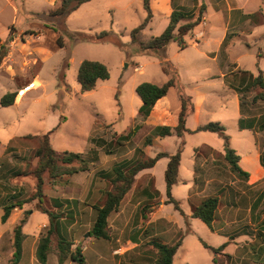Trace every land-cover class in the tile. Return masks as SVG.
Returning a JSON list of instances; mask_svg holds the SVG:
<instances>
[{
  "label": "rangeland",
  "instance_id": "374dc122",
  "mask_svg": "<svg viewBox=\"0 0 264 264\" xmlns=\"http://www.w3.org/2000/svg\"><path fill=\"white\" fill-rule=\"evenodd\" d=\"M15 2L19 9L17 22H12L4 28L13 14L9 8L0 14V47L3 46L5 53L0 61V93L12 83L7 73L10 68L19 71L18 68L22 67L27 71V79L31 81L37 75L41 85L26 92L19 104L0 107V146L15 136L42 135L53 130L49 141L57 153H79L81 157L89 160L96 154L98 158L88 172L55 179H50L47 173H44L41 206L46 209L51 207L44 191L52 195L53 191L57 190H54V184L60 180L70 182L67 181L62 186H79L91 176L95 182L102 183L105 190L111 188L101 172H108L115 164L134 161L136 159L134 149L142 147L144 133L149 128L141 129L144 117L138 111L141 101L135 92L136 86L143 82L162 85L174 76L175 85L167 93L172 107L180 105V94L189 96L193 107L197 108L195 113L191 111L187 116L189 129L209 122H217L224 126L229 147L236 150L240 156L239 168L248 173L249 182L254 184L248 185L244 178L230 171L229 165L223 159L224 140L219 134L199 131L184 132L181 138L175 135L168 136L163 147L169 151H174L177 142L179 144L180 140L183 141L180 178L188 179L189 161H192L194 156L193 202L217 196L220 201L212 222L213 227L216 228L224 221L227 225L224 226L223 232L213 233L201 221L192 219L189 226L195 234L183 235L182 230L185 229L183 223V227L178 228L172 222L161 221L147 225L144 236L132 232L131 239L141 237L142 240H155L172 245L183 236L182 246L178 248L172 264H184V261L188 264H260L259 262L264 264V235L259 237L260 242L254 238L258 221L264 214V168L260 165L257 155V147L264 151V130L253 131V128H243L240 131L236 120H233L237 112L235 101L231 93L225 92L227 89L234 91V88H241L240 84L247 81L250 72L256 74L258 45L254 44L253 39L247 34L236 39L228 37L218 49L217 34L206 36L208 37L205 39L206 42L198 47L190 46L192 42L189 37L185 39L184 48H179L176 43L171 42L160 55L162 60L174 68L176 74H166L161 68L160 59L139 53L138 45L130 43V30L140 24L145 17L142 0H100L85 4L67 16L65 21L49 16L50 10L43 11L44 7H48L41 0H28L25 6L22 5L23 0ZM58 3L59 0H55L52 9ZM161 17L156 13L148 27L142 31V41L146 42L159 31L163 25ZM28 22H32L33 27L27 28ZM208 22L205 31L210 29V25L214 30H219L217 26V22H221L219 14L211 11ZM105 30H111L115 34L122 44L121 48L108 41L77 42L72 38L74 33L96 35ZM262 30L264 31V25L257 28L256 32L260 33ZM58 37H61V46L57 43ZM37 47L45 48L52 53L45 59L44 54L35 52ZM202 49L210 52L208 58L200 56ZM214 55L216 60L210 58ZM83 60L102 63L109 73L106 80L97 81L94 89L85 93L80 92L76 82L77 69ZM233 61L238 62L240 69L233 75L228 74L224 79L219 77L222 71L226 72L227 64ZM19 74L17 72L14 79L15 84L20 87L22 78ZM222 82H230L232 86L229 88L225 85L224 89ZM238 94L243 100L246 115L264 118V88L255 87ZM260 95L262 99L259 98ZM200 97L204 98L199 102ZM175 121L177 123L176 118ZM260 122H264V119ZM136 126L138 129L133 133L132 130ZM129 133H131L129 139L121 143L115 142L116 138ZM14 139L12 149L7 150L4 161L14 168L12 170L26 174L32 171L37 163V159L33 157V142L25 139L16 140L17 137ZM203 143L211 146L213 151L201 145ZM147 148L145 146L143 150ZM159 149L153 146L151 153ZM158 170L159 167L156 168V171ZM3 184L0 182V188ZM9 184L13 188L10 191L16 195L13 200H27L35 192V178L32 175L12 178ZM75 191L76 188L69 190L72 193H76ZM176 192V195H180L179 190L176 189ZM262 192L261 203L251 219L248 208ZM223 193L225 196H222ZM36 205L37 200L34 199L24 204V207L35 209ZM187 207L183 203L181 211L186 212ZM50 211L56 213L55 210ZM164 214L169 215L166 212ZM92 222L86 227L88 231ZM154 231H157V235H154ZM128 236L129 226L123 231L121 242L128 240ZM198 238L212 247L226 243L224 248L226 256L217 255L216 262L213 263L211 251L205 249ZM68 241L72 245V240ZM253 241L256 243L254 251L246 247ZM71 248L73 249L70 250H74L75 246ZM146 252H148L146 255L154 260L156 250L148 246ZM11 260L12 257L8 264H11ZM25 260L23 259L22 263Z\"/></svg>",
  "mask_w": 264,
  "mask_h": 264
},
{
  "label": "crops",
  "instance_id": "0c3cea01",
  "mask_svg": "<svg viewBox=\"0 0 264 264\" xmlns=\"http://www.w3.org/2000/svg\"><path fill=\"white\" fill-rule=\"evenodd\" d=\"M26 1L28 0H23L22 5L25 6ZM41 1L46 3V6L48 7V8L44 7V9H42L43 11L51 10L55 2V0H41ZM96 1H100V0H91L89 2L82 4L81 6L85 4H92ZM189 1L190 3H188L187 0H149L150 9L152 12V19L156 15V13H158L162 16L161 20H163V25L161 26L159 31L155 33L153 36L159 35L164 30V28L168 24V17L173 9H178L184 12L186 15L191 16L193 18L192 20H194L197 15L199 7L203 5L204 12L202 14L200 23L193 29L190 36L188 35L184 37V41L185 39H187V37L190 38V41L192 42L190 46L198 47L201 43L206 42L205 39L208 38V37L206 38V36H209L211 34L218 35L216 40L217 49L218 47H220V45H223L226 42L228 37L232 39H236L243 37L245 34H247L249 38H252L254 44L258 45L256 52V62H255L256 74L250 72L249 75H247L248 76L247 81L240 84L241 88L240 87L234 88V91H232L231 89H227L225 92L231 93L235 101L236 104L235 108L237 112H236V117H234L233 120H236L238 129L240 131L243 130L240 129L238 126V121L240 118L243 119L253 118L255 120V123L257 124V121L260 122L259 120L260 118L256 116L246 115L245 113L246 111L245 109H243L244 106L242 105L240 106V95L238 94V92L239 91L241 92V90L244 89L243 87L249 83L250 77L256 76L258 74V71L261 72L262 79L264 82V31L262 30V32L260 33L256 32L257 28L264 25V0H189ZM6 8H9V10L12 12L13 15L11 17V20H8L4 28H7V26L12 22L15 21L17 22V14L19 10L15 0H0V14H2ZM211 11H214L215 14H219V17L221 18V22H217V26L219 27V30H214L213 29L214 27L210 25L211 26L210 29L205 31L209 23L208 15L211 14ZM30 12H36V10L33 11L30 10ZM32 24H33L32 22H28L26 25L27 28L33 27ZM35 52L44 54L45 59L48 55L52 53L50 50H47L42 47H37L35 49ZM199 54L200 56L202 55L203 57L208 58L210 52L204 51V49H202ZM210 58L214 60L215 55L211 56ZM239 69H240V65L238 64V62L233 61L232 63L227 64L226 72L222 71L219 77L224 79L225 77H227L228 74L233 75ZM18 70L19 71H16L10 68V70L7 73H9L8 77L12 83H10L0 93V98L6 93H15L13 103L10 106H15L19 104L21 98L25 95L26 92L30 91L31 89H35L41 85L39 80L37 79V75L34 77L33 81H31L27 79L28 75L26 70H23L22 67L18 68ZM17 72L20 73L19 75L22 78L21 81L22 86L20 87L17 84H15L14 78L17 76ZM29 83L31 84L24 89V87L27 86V84ZM222 83L224 89L226 88L225 85H227V87L229 88L232 86L230 82L229 83L222 82ZM19 90H22L21 93L16 95V93ZM203 98L204 97H200L199 102L202 101ZM196 109L197 108L193 107L192 113H195V111H197ZM179 110H180V105L173 108L167 97V94L166 96L160 98L154 104L148 116H146L141 122V129L149 127L148 130L144 133L143 141L145 137L149 135L151 129L155 126L166 125V126L174 127L176 125L175 118L177 120V115ZM187 120L188 119H186L185 127L189 129L187 127ZM197 127L198 126H195L194 128L189 130H194ZM253 131H260L257 129L255 124L253 127ZM19 136H23V135H19ZM19 136L12 137L8 141ZM165 138L167 137L153 138L151 145L147 146L148 148L143 150L144 155L146 157H152L157 152H165L168 154H173L178 146L177 145L178 142L175 146V150L169 151L165 149V147H163ZM6 144L0 146V179L7 180V183L9 184V180L16 177H8V176L9 174L15 172L16 170H12L14 168H12L9 164H6V161H4L5 158L4 156L6 155L7 152ZM201 145H204L213 151V148L211 146L205 143ZM153 146L154 147L157 146L160 149L158 151H154L153 153H151L152 152L151 147ZM234 151L236 153V150ZM257 152H258L257 154L258 158L260 159L261 151L258 147H257ZM105 154L107 153L105 152ZM192 159H193L192 161H189V167H188L190 175L188 179H182L179 176V172L182 167L181 164L182 158L180 157V165L178 168V183L172 187V191H171L173 198L179 203L180 210L183 203H185L188 206L186 212L183 211L184 213L183 212L181 213L180 211L174 209L172 204H164V201L166 200L164 170L168 162V159L161 158L154 164L153 167L143 169L137 173L134 179V183L132 184L130 190L123 196L117 209L111 212L110 215L108 216L107 226L109 229L110 238L107 240L97 239L92 236L84 235L85 233H88V228L86 227H89L90 223L93 221L94 218L92 206L100 205L104 201L103 193L106 190L102 185V183L95 182L94 180L91 179V176H89L90 178L88 180H85L79 186H73V185L62 186L63 184L67 183V181L68 183H70L69 180L67 181L60 180L56 182V184H54L55 181L52 182L54 184V190L55 189L57 190H55V192L53 191L52 195L44 191V194L47 196V200L49 201V204L51 203V207L47 208V210L49 211L55 210L57 215H59V219L56 221V226L54 228L56 234L51 238L52 244L55 245L57 239H65V240L71 239L72 240L71 247L73 246L78 247L80 249V253L83 258L82 263H78L67 258L61 264H151L153 260H151V258H149L146 255L148 253L146 251L148 246L154 248L153 245L151 244L156 241L155 240L146 241L144 239L142 240L141 237L135 240L131 239L132 232H138L139 235L141 233V236L142 235L144 236L146 232L145 228L150 223H160L161 221H166L167 223L172 222L178 228L183 227L182 226L183 223L185 225V229L182 230L184 231L183 235L195 234V232L192 230V228L189 225L192 219H196L191 216L193 207L198 205L200 202L197 203L193 202V200H195L194 194L192 193V189L194 187V180H195L194 156ZM239 161H240V156H239ZM157 167H159L158 171H156ZM262 167L264 168V166ZM192 180L193 182H191ZM246 181L247 184L250 186L254 184V183L251 184L249 182V176ZM57 183H60V185ZM180 186H182L183 188H179ZM74 187L77 189V191L80 192L79 193H77V191H75L76 193L69 192V190H74L75 189ZM11 189L13 190L12 187ZM176 189L180 191L179 192L180 195H176L177 193ZM13 193L11 192L6 194L3 192L2 188H0V263L1 264L10 263V259L13 253V229L16 226V224L23 218V212L26 209L29 210V213L27 216V222L21 228V232L24 234V239L21 242V255H20V260L18 261L17 264H40L36 259L35 252L41 235L44 234V232L49 227L48 216L45 213L38 211L36 209L25 208L26 206L24 207L23 205L22 208H14L10 212L5 222H2L1 216L3 214L4 201L6 200V198L16 196L15 192ZM262 194L263 192L259 194L252 201V203L248 208L251 219L252 216L255 215V211L261 203ZM222 196H225L224 193L222 194ZM232 196L233 194L230 195V198H232ZM11 200L14 201L15 199L14 200L11 199ZM52 205L55 207H53ZM146 205L153 207L150 214L148 213V209H145L144 212L142 211V207ZM165 212L168 213L169 215L166 216L164 214ZM176 213L178 214V216H176ZM83 216H86V218L85 217L83 218ZM226 225L227 222L224 221V223L222 222L221 225L217 226L216 228L214 227L213 231L210 230L208 227L207 229L213 233L223 232L225 228L224 226ZM128 226H129L128 240L121 242L122 233L125 230V228ZM138 229L141 230L139 231ZM79 232L81 233L79 234ZM154 235H157V231L155 232ZM182 242H183V236L181 238L180 247L182 246ZM71 247L70 249H73ZM236 249H234V252H236ZM23 259H26L24 263H22ZM45 264H60L58 263L55 252H50L47 255ZM184 264H188V262L184 261Z\"/></svg>",
  "mask_w": 264,
  "mask_h": 264
},
{
  "label": "trees",
  "instance_id": "16d2710c",
  "mask_svg": "<svg viewBox=\"0 0 264 264\" xmlns=\"http://www.w3.org/2000/svg\"><path fill=\"white\" fill-rule=\"evenodd\" d=\"M91 0H59L58 5L51 9L48 13L49 16L61 19L65 21L66 17L72 12L77 10L82 4L89 2ZM142 6L145 12V17L143 21L138 24L136 27L130 30L129 39L131 44L138 45V52L143 54H149L160 59V64L163 72L166 74H176L174 68L170 67V64L162 60L160 53L165 50V47L173 42L176 43L179 48H184L186 43L184 41L185 36H190L193 29L200 23L202 14L204 12V6L201 5L198 9L197 15L194 20L189 15H186L184 12L173 9L168 17V24L164 30L157 36H151L146 42L142 41L141 34L142 31L148 26L152 20V12L149 5V0H142ZM32 33V32H31ZM74 35V37H73ZM72 38L75 41H94L102 42L108 41L114 44L117 47H122L121 42L115 36L111 30H105L96 35H87L82 33H74ZM57 43L61 46L62 40L61 37L57 38ZM2 49V50H1ZM4 56L3 46L0 47V61ZM109 77L108 70L106 66L97 61L83 60L77 69L76 73V82L79 85V90L81 93H85L94 89L97 81L106 80ZM175 85L174 76L170 77L162 85H155L148 82L140 83L136 86L135 92L140 98L141 105L138 109L141 116L144 118L148 116L152 110L154 104L162 97L166 96L169 89ZM259 87L264 88V82L262 79L261 72L258 71L256 76H251L250 81L246 84L241 90H250L252 88ZM240 92V91H239ZM15 97V93H6L0 98V106L8 107L12 105ZM262 99V95L259 96ZM180 100V110L177 115V123L174 127L162 125L155 126L151 129L148 136L145 137L142 147H137L134 149V155L136 159L131 162H122L115 164L111 167L108 172H101V175L106 179L110 187L104 192V201L101 205L92 206L94 211V219L91 224V227L88 231L89 236H92L97 239H109V229L107 226V218L111 212L115 211L123 198V196L130 190L135 176L137 173L143 169L151 168L154 164L161 158H167L168 162L164 170V183H165V195L166 200L164 204H172L174 209L182 211L179 208V203L172 196V187L178 183V168L180 165V157L182 153L183 141L180 140L175 152L173 154H168L165 152H157L152 157H146L143 152V147L150 146L152 139L156 137L164 138L168 136L175 135L179 138L183 135L184 132L195 133L199 131L203 132H213L219 134L223 140V159L229 165L230 171L237 174L239 177L248 179V173L241 170L238 166L239 156L235 153L233 149L229 147L228 136L225 134V127L217 122H209L198 126L194 130H189L185 127V122L189 113L193 110V105L191 103V98L185 95H179ZM243 106V100L240 96V106ZM264 119H259L260 121ZM245 121V123H243ZM246 124V126H245ZM255 126L258 130H264V122L257 121L253 118L243 119L240 118L238 121V126L240 129L243 128H253ZM138 126L134 127L132 132H136ZM53 130L47 131L42 135H31L27 134L22 137H17L16 140H31L33 142L34 150L33 157L37 159L35 168L26 173L22 174L21 172L15 171L9 174L8 177H19L32 175L35 178V192L33 196L27 200H17L12 201L14 196L6 198L3 205V214L1 216V221L5 222L10 212L14 208H22L24 204H27L31 200L36 199L37 205L34 207L36 210L45 213L49 219V227L41 235L38 245L36 247V259L40 264H45L46 257L50 252H55L57 256L58 263L64 262L67 258L82 263L83 258L80 253V249L75 247L74 250H70L71 243L65 239H57L56 244H52V236H54V228L56 226V221L59 219V215L52 211L47 210L42 204V188H43V174L47 173L50 179H55L58 177H63L65 175H73L81 172H88L93 162L97 161V155L93 156L92 160L81 157L79 153H57L50 145L49 136ZM130 134L126 136L116 138V143H121L130 138ZM15 140V139H14ZM13 139L8 141L6 144V151L12 149ZM260 165L264 166V151L260 153ZM3 182L2 190L6 194L10 193L11 187L7 183V180H1ZM156 193V192H155ZM157 204V203H156ZM155 204V205H156ZM219 205V199L217 197H206L200 201V203L193 207L191 216L193 218L199 219L206 227L210 230H214L213 220L216 217L217 208ZM147 207V208H146ZM148 209V213H151L153 207L144 206L142 211ZM29 210L24 211L23 218L16 224L13 229V253L11 264H17L18 258L20 257L21 252V242L24 239V234L21 232V228L25 221L27 220ZM189 232V231H188ZM264 235V214L259 219L256 233L254 238L259 241V237ZM199 243L205 248L211 251L213 258L212 262H216V256L224 253V248L226 243L221 244L218 247H212L206 244L202 239L198 238ZM260 242V241H259ZM154 249L156 250L155 258L151 264H172L173 258L181 245V239L175 242L172 245L162 244L159 242H153ZM256 243L247 244V248L254 251ZM259 248V247H258ZM262 246L260 245L261 249ZM227 258H229L227 256ZM263 264L262 262H259Z\"/></svg>",
  "mask_w": 264,
  "mask_h": 264
},
{
  "label": "built area",
  "instance_id": "2783aa9c",
  "mask_svg": "<svg viewBox=\"0 0 264 264\" xmlns=\"http://www.w3.org/2000/svg\"><path fill=\"white\" fill-rule=\"evenodd\" d=\"M30 84H31V83H30ZM30 84H28V85H30ZM28 85H27V86H25V87H24V89H25V88H27V87H28ZM21 91H22V90H19L17 93H18V94H20V93H21Z\"/></svg>",
  "mask_w": 264,
  "mask_h": 264
},
{
  "label": "water",
  "instance_id": "95a60500",
  "mask_svg": "<svg viewBox=\"0 0 264 264\" xmlns=\"http://www.w3.org/2000/svg\"><path fill=\"white\" fill-rule=\"evenodd\" d=\"M85 236H89V234H88V233H86V234H85Z\"/></svg>",
  "mask_w": 264,
  "mask_h": 264
}]
</instances>
